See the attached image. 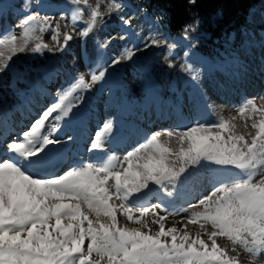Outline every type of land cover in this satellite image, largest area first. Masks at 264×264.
Segmentation results:
<instances>
[{
	"label": "snow or ice",
	"instance_id": "6c2138e0",
	"mask_svg": "<svg viewBox=\"0 0 264 264\" xmlns=\"http://www.w3.org/2000/svg\"><path fill=\"white\" fill-rule=\"evenodd\" d=\"M27 3L20 35L0 38V75L20 54L63 52L74 34L86 40L105 18L132 25L118 0H107L103 11L99 2L66 0L73 28L62 34L59 22L32 13ZM198 27L186 26L184 38ZM45 32L56 47L43 41ZM163 43L149 37L103 65L93 61L89 78L75 77L58 89L26 130L0 131V264H241V253L258 264L264 256V95L246 98L225 116L212 111L214 102L201 92L199 114L188 125L150 132L122 156H70L86 94L107 80L110 69ZM181 70L198 87L202 69ZM114 133L109 117L86 152L101 150L102 138ZM205 180L210 190L191 199L186 190ZM156 191L186 206L150 203L148 194ZM169 216L181 220L168 226Z\"/></svg>",
	"mask_w": 264,
	"mask_h": 264
},
{
	"label": "rangeland",
	"instance_id": "374dc122",
	"mask_svg": "<svg viewBox=\"0 0 264 264\" xmlns=\"http://www.w3.org/2000/svg\"><path fill=\"white\" fill-rule=\"evenodd\" d=\"M11 1L14 10H11L12 12L10 11L11 20L9 25H11L13 32L19 36L21 30L19 27L20 21L27 14V12L24 11L26 0ZM63 1L65 0H42V3H48L51 6V9L46 11L39 9V4L41 3L39 0H28L27 7L32 13H39L41 17L50 18V22H59L61 25V33L63 34L65 31L71 32L73 28L70 10H61L62 7H60V3ZM96 2L101 4V10L103 11L107 0H90V3L95 4ZM118 2H120V0H118ZM120 3L124 6L122 15L132 17L131 29L137 34L134 38H126L124 40L120 38L125 32L122 31L123 33H121L120 29L117 30V27L121 26L122 22L118 16L114 15L110 18H105L104 21L97 24L96 30L89 36L88 42H82L81 38L74 34V38L70 42L69 47L63 52L45 51L43 55L32 54L30 52L25 55L21 54L20 58L18 59L17 57V60H15L18 64L15 63L16 65L14 68L8 70L5 75L0 76V105L7 103L10 104L11 107L12 105L16 107V105L20 104L22 96L18 92L19 90L17 93H10V91H15L14 83H23L24 75L30 71L34 73L40 72L41 74L45 67H51L58 77L55 78L54 85L47 87V95L45 93V98L41 101L42 107H46L55 97L57 90L66 87L73 78L83 76L87 80L89 78L90 67H95L93 61H98L100 65H103L124 50L142 47L143 42L149 37L163 41V46L149 48V53H146V51L137 52L132 62L123 63L114 69H110L108 78L119 83L115 85L117 92L116 97L119 101L116 107L111 109V107L106 104L108 95L104 92H100L97 86H94L93 90L86 94L85 103L82 106L83 110L81 112L88 122V130L84 139L85 145L88 146L98 125L109 117H114L115 133L111 140L102 138L101 150L91 154L88 152L82 154L81 156L84 159H93L95 156L102 157L106 153H112V151L118 156H122L136 143L142 141L150 132L177 127L179 126V121L182 119L187 121L185 125L192 123L196 116H198L199 108L202 104V101H200L201 92L206 93L207 96L215 102V106L222 108L220 109L222 110L221 114L225 116L231 113L234 105L240 104L246 98L264 95V89L262 90V88H264L262 87L264 84L263 34H256L254 32L248 34V36L245 37L247 43L245 45L243 44L241 50L235 55L232 54V56L230 54L233 51L229 49L228 44L224 45L226 48L225 50L228 51L227 53L218 52L212 47V44L207 41L208 37L205 34V25L202 22H198L199 27L196 32H189L188 38L185 41H188L192 51H197L201 54L202 52L211 54L212 57L209 58L204 56L207 62H212L216 66H219L221 62L226 60L222 63V68H224L227 63H230L231 66H237L236 70H229L231 73L232 71L234 74L237 73L234 76H226L223 72H219L220 75L217 74V77L223 80V82H221V80L214 78V72L207 71V62L199 63L196 60L193 63L188 62L187 58L183 55L184 51L181 49L183 47L179 45V40L176 43L177 39L171 40L163 36L156 22L147 14L142 13L140 8L136 7V1L124 0ZM257 9L258 8H253L249 12L248 21L251 24H257L261 18V13ZM84 19H87L86 14ZM77 24L79 25V22H77ZM127 28L128 27L125 26L126 30ZM0 31H2L0 32V38H3L5 28ZM182 38H184V36ZM42 39L44 42L48 43L50 47H56L55 43L50 38V32H45L42 35ZM94 40L95 42L93 44ZM108 41H110L108 47L100 48V45ZM34 43L35 42H33L30 47H34ZM172 44H175L176 47L170 51L169 45ZM96 48L102 51L104 57H102L99 52H96ZM84 50H88L90 54L88 53V56H85L83 54ZM232 57L239 62L236 63L235 60L227 61L229 59L232 60ZM104 59L106 62H103ZM169 64H172L173 67H169ZM187 65H191L193 70L197 68L202 69L198 87H194L189 74L181 70L182 66L186 67ZM226 71H228V69ZM38 80L40 81L41 79ZM146 81H148V87L156 86L159 90L157 107L164 111V113L160 111V115H157L158 118L151 117V119H148L138 115V107L142 98L140 87ZM11 85L14 86V88H11ZM7 92H9V96L5 97ZM198 101H200V103H198ZM126 102L128 104H126ZM120 104L129 105L130 109L132 107L126 116H121L120 112L118 111V113L116 111L117 105ZM117 114L119 115L117 116ZM161 116L169 117L172 123L159 122V120H162L160 118ZM130 123L136 128L129 134L132 142H130L128 148L114 151L112 149L114 140L121 133H128L127 125ZM26 128L24 130H26ZM189 190L191 191V199H195L200 195L206 194V192L210 190V186L205 180L201 184L190 186V189L186 191ZM148 198L150 203L162 201L168 207L180 206L181 204L186 206L187 203V201L179 197H164L163 193L158 191L149 193ZM179 220H181V216H169L167 225L171 226ZM193 231H195V229H193ZM220 243L227 245L229 248L231 247L230 242L226 240H221ZM239 259L241 264H250L251 258L247 254L241 253ZM258 264H264V256L258 258Z\"/></svg>",
	"mask_w": 264,
	"mask_h": 264
},
{
	"label": "trees",
	"instance_id": "16d2710c",
	"mask_svg": "<svg viewBox=\"0 0 264 264\" xmlns=\"http://www.w3.org/2000/svg\"><path fill=\"white\" fill-rule=\"evenodd\" d=\"M143 8L159 20L162 32L172 38L183 34V29L197 20L207 25V33L216 40L218 47L230 34L242 42L244 31L249 28L248 11L251 7L264 6L262 0H137ZM264 17V11H263Z\"/></svg>",
	"mask_w": 264,
	"mask_h": 264
},
{
	"label": "bare ground",
	"instance_id": "6f19581e",
	"mask_svg": "<svg viewBox=\"0 0 264 264\" xmlns=\"http://www.w3.org/2000/svg\"><path fill=\"white\" fill-rule=\"evenodd\" d=\"M3 5L2 6H0V30H3V28H5V31H6V29H9V28H11V25H9L10 23V20H11V14H10V11L11 10H14L13 9V5H12V1L11 0H3ZM39 2H41V4H43L42 3V0H39ZM40 4V5H41ZM60 7H62L61 8V10H63L64 11V9H66V10H70V16H71V18H72V7L73 6H70V7H68V8H66V7H63L62 6V4H60ZM12 12V11H11ZM121 28H124V29H121ZM120 29V31L122 32V31H124L125 32V34H127V38H134L135 37V35H132V33H134V31L131 29V27L130 28H127V30L125 29V26L122 24L121 26H118L117 27V30H119ZM4 31V35H6L8 32L6 31L5 32ZM21 31H22V29L20 30V33H21ZM0 32H2V31H0ZM99 37V36H98ZM136 39V38H135ZM87 40H89V37L86 39V40H83L82 39V42H84V41H86V42H88ZM96 40V39H95ZM95 40L93 41V44H94V42H95ZM179 40V45L181 46V47H183V48H181V49H183V51L185 52V51H188L189 52V56L188 57H186L187 58V60H188V62H190V63H193L195 60L197 61V62H206V59L204 60V58L201 56V54L199 53V52H197V51H192L191 50V47L189 46V43H188V41H185L186 39H184V38H180V39H178ZM178 40H176V43H177V41ZM85 44V43H84ZM32 46V45H31ZM94 48V47H93ZM88 50H84L83 51V54L85 55V56H88ZM90 54V53H89ZM100 54L102 55V56H104L103 55V53H102V51L100 52ZM21 55V54H20ZM20 55H18L17 57H18V59L20 58ZM25 55V54H24ZM17 57H14L13 58V62L11 63V68L10 69H12V68H14L15 67V65L16 64H18V63H16V61L15 60H17ZM103 62H106L105 61V59L103 60ZM16 63V64H15ZM237 63V62H236ZM19 68V67H18ZM236 68H237V66L236 65H234V66H231L230 65V63H227V64H225V67L224 68H222V67H220V66H217V67H215V69H214V78L215 79H217V80H221V82H223V80L222 79H220V78H218L217 77V74H219V72L221 71V72H223L224 74H226V73H231L230 71L231 70H236ZM228 69V71H226ZM230 70V71H229ZM218 71V72H217ZM7 73V72H6ZM5 73V74H6ZM5 74H2V75H5ZM237 74V73H236ZM2 75H0V76H2ZM62 75V74H61ZM220 75V74H219ZM41 76V77H40ZM38 78H41V80H42V84H43V82H45V78H46V73H45V71L43 72V73H34V72H32V71H30V72H28L27 74H25L24 75V79H23V83H19V82H17L16 83V86H15V91H10V93L12 94V93H15V92H17L18 90L20 91V93H22V95H23V98H25L26 96H28V95H30V93H29V91L31 90V88L33 87L34 88V93H33V96L35 97L36 95H37V93H38V85H36L35 84V80L36 79H38ZM144 78V77H143ZM230 78V77H229ZM216 81V80H215ZM26 82H28L29 83V86H25V83ZM147 82L148 81H146L144 84H142L141 85V87H140V91H142V89H147L146 90V93H152V96H153V106H152V112H153V114L155 113L156 114V116L157 115H160V111L158 110V107H157V98L159 97V95H158V87H151L150 89L148 88V84H147ZM218 82H220V81H218ZM229 82V81H228ZM225 83V82H224ZM218 84V83H217ZM44 86H45V84H43ZM100 86V85H99ZM11 88H14L12 85L10 86ZM2 88V87H1ZM25 89V90H24ZM101 89H103V88H101ZM257 89V88H256ZM210 90V89H209ZM262 90H263V88H262ZM105 92H107V94L108 95H114V93H115V88L113 87V85L112 86H109L108 88H106L105 90H104ZM161 91V90H160ZM3 93V92H2ZM39 93H41V92H39ZM146 93H144L143 94V96H145V94ZM117 94V93H116ZM40 95H42V94H40ZM9 96V92H7L6 94H5V97H8ZM101 98H102V96H101ZM116 98V97H115ZM37 99L38 100H34V102L33 103H38L39 104V100H40V97L39 96H37ZM99 102V101H98ZM214 102V101H213ZM33 103H31L30 101H27L26 103H24V104H21V105H17L16 107H14V105H12V107H11V105L10 104H7V103H3V104H1L0 105V128L6 123V122H4L3 121V119H4V117L5 116H7V112L8 111H12V116L13 117H17L16 118V121H25V122H27L28 124H30V122H31V120L32 119H34L38 114H39V112L36 114V113H34L35 111L32 109V108H30L31 107V104H33ZM115 103V101H113V100H111V99H107V104H109V105H113ZM93 104V103H92ZM97 104V103H96ZM100 105V104H99ZM216 104H215V102H214V104H213V108H212V111H214L215 113H217V114H221V112H222V110H220V109H222V108H220L219 106H215ZM120 112H128L130 109H129V107L128 106H123V105H121L120 107ZM131 109H132V107H131ZM143 106H142V104L139 106V111H138V114L139 115H141V114H143ZM198 112V111H197ZM101 113V112H100ZM114 113H116V112H114ZM119 113V112H118ZM164 113V112H163ZM119 114H117V116H118ZM121 115V114H120ZM163 115H165V114H163ZM27 116H28V119H27ZM122 116V115H121ZM120 116V117H121ZM197 117V116H196ZM160 118H163V116H161ZM124 119V118H123ZM206 119H211V117H208V116H206ZM26 120H28V121H26ZM7 122H9V120L7 121ZM86 121L84 120V117L82 116V115H80V117H79V119L74 123V125H73V135L75 136V138H76V140H75V144L73 145V152L72 153H70V156H75L77 153H79L80 154V150L76 153V149H77V147H79V146H83V144H82V142H83V140H84V137H85V135H86V129H87V125H86V127H85V131H84V134H83V136L80 138V136H79V134H80V130L82 129V124L83 123H85ZM86 124V123H85ZM186 124V122L184 121V120H181L180 122H179V125H185ZM136 129V128H135ZM141 136V135H140ZM114 148L115 149H120V148H118L117 147V144L114 146ZM79 149V148H78ZM113 152V151H112ZM118 153V152H117ZM108 154H110V153H106V154H104V156H106V155H108ZM81 155V154H80Z\"/></svg>",
	"mask_w": 264,
	"mask_h": 264
}]
</instances>
